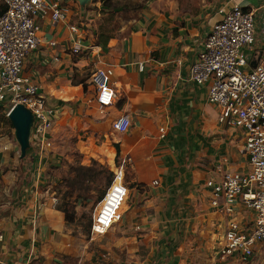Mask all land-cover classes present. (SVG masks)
Listing matches in <instances>:
<instances>
[{
	"label": "crops",
	"instance_id": "crops-1",
	"mask_svg": "<svg viewBox=\"0 0 264 264\" xmlns=\"http://www.w3.org/2000/svg\"><path fill=\"white\" fill-rule=\"evenodd\" d=\"M67 3L72 9L68 24H55L50 17L38 21L42 43L27 58L24 75L41 87L58 117L65 106L83 104L79 79L87 73L92 75L97 68L113 66L116 99L105 110L111 119L127 116L132 121L128 133L116 137L115 149L119 156L131 157L135 180L148 184L150 193L161 197L165 210H158L157 222L164 226L165 213L177 220V206L182 207L189 198L187 194L200 187H203V196L209 195L211 203V190L206 183L219 177L215 167L224 164L225 169L237 171L247 165L241 168L238 162L241 154L236 155L239 145L234 134L239 131L225 129L219 123L220 110L208 101L209 86L190 82V69L203 51L211 29L235 5L255 15L256 40L248 52L250 60L255 62L264 57V0H222L195 15L173 11L174 15L146 8L107 46L98 45L99 15L89 12L100 8L102 3L85 7L76 0H67ZM85 15L91 19L81 23ZM69 25L82 27V46L89 50L76 59L70 55L75 38ZM50 42H56L57 46L50 47ZM240 145L245 158L243 141ZM25 212L20 209V218ZM12 216L6 213L0 219V231H3L0 232V255L2 250L8 255L12 239H16ZM223 225L220 245L226 231L224 220ZM21 232L18 235L21 250L14 256L13 264L24 254L23 242L32 233L24 228ZM168 232V229L164 231L166 237ZM158 254L169 256L165 252ZM3 259L5 264H10L11 259Z\"/></svg>",
	"mask_w": 264,
	"mask_h": 264
},
{
	"label": "rangeland",
	"instance_id": "rangeland-1",
	"mask_svg": "<svg viewBox=\"0 0 264 264\" xmlns=\"http://www.w3.org/2000/svg\"><path fill=\"white\" fill-rule=\"evenodd\" d=\"M220 1L113 0V10L103 11L101 6L92 7L89 12L99 15L98 28L117 37L146 8L174 15L173 11L195 15ZM86 18L91 19L85 15L81 23H86ZM90 77L87 73L77 81L83 91H80L81 107L65 106L58 117L56 113L51 117L53 128L46 140L52 143L51 148L44 149L32 135L30 154L23 160L9 111L0 106V219L6 213L12 214L16 231L9 254L2 250L0 264H5L4 257L13 264L14 256L20 254L18 235L23 228L32 233L23 242L24 254L17 258L16 264H264V245L256 247L249 261L220 256L223 220L227 225L229 219L212 207L209 195L203 196V187L187 194L189 198H185L182 207L177 206V220L165 213L164 226L157 222L158 210H165L161 197L152 195L148 184L135 180L132 162L125 167L129 193L118 210L120 221L104 235L93 234L95 216L107 206L105 201L99 207L102 202L99 199L109 190V174H113L114 180L124 156H119L115 149L116 137L121 135L114 128L115 120L97 105L95 90L89 85ZM234 135L239 145L236 155L241 154L238 162L245 168L248 162L242 157L241 136ZM93 162L104 171L94 183H86L89 190L85 196L67 194L61 183L70 168L78 164L88 167ZM117 191H123L120 178L108 200L120 197ZM20 209L26 211L23 218L19 216ZM242 216L248 214L242 212ZM167 229L168 237L164 234ZM159 252L169 256L159 257Z\"/></svg>",
	"mask_w": 264,
	"mask_h": 264
},
{
	"label": "built area",
	"instance_id": "built-area-1",
	"mask_svg": "<svg viewBox=\"0 0 264 264\" xmlns=\"http://www.w3.org/2000/svg\"><path fill=\"white\" fill-rule=\"evenodd\" d=\"M91 3L101 4L102 0H91ZM71 12L67 0H0V106L8 114L18 104L31 110L35 117L33 140L44 149L52 145L46 140L53 128L54 112L41 87L23 72L27 58L42 43L38 21L50 17L55 24H68ZM69 28L75 38L70 55L76 59L89 50L82 46V27L69 25ZM255 40L254 13L235 5L211 29L189 74L190 82L209 86L208 101L218 106L219 123L225 129L239 131L243 141L247 168L231 171L224 164L217 165L215 171L219 177L206 183L212 192V207L229 219L219 254L223 259L243 262L252 258L258 245H264V57L253 66L254 59L250 60L248 52ZM49 46L56 47L57 43L50 42ZM113 76L111 65L97 68L91 75L89 85L95 90L101 111L115 103ZM131 126L127 116L117 118L114 123L118 134L128 133ZM128 162H132L131 157H124L117 168L119 174H115L99 204L100 207L107 201L105 209L95 216L94 235H104L121 219L118 210L123 197L129 193L125 184ZM119 178L123 191L117 193L121 196L108 200ZM242 212L248 217L242 216Z\"/></svg>",
	"mask_w": 264,
	"mask_h": 264
},
{
	"label": "trees",
	"instance_id": "trees-1",
	"mask_svg": "<svg viewBox=\"0 0 264 264\" xmlns=\"http://www.w3.org/2000/svg\"><path fill=\"white\" fill-rule=\"evenodd\" d=\"M102 10H113V0H102ZM114 38L112 35H108L100 28V36L98 38V45L107 46L108 42ZM30 150L28 151L29 154ZM96 162H93L91 166L85 167L81 164L74 165L70 168L69 173L63 179L61 186L65 187L68 191L67 194H77L81 198L85 196L86 191L89 190L86 183H94L97 178L103 172ZM110 179L107 183L108 187L111 185L113 180V174H109ZM105 193L99 199V202L103 200ZM59 210V209H58ZM60 211V210H59ZM64 212V211H63Z\"/></svg>",
	"mask_w": 264,
	"mask_h": 264
},
{
	"label": "water",
	"instance_id": "water-1",
	"mask_svg": "<svg viewBox=\"0 0 264 264\" xmlns=\"http://www.w3.org/2000/svg\"><path fill=\"white\" fill-rule=\"evenodd\" d=\"M81 6L85 7L91 3V0H76ZM257 61L253 63L256 67ZM11 121L14 131L15 138L20 146V158L23 160L26 158L28 151L31 149V137L32 129L35 122V117L31 110L22 104H18L8 115Z\"/></svg>",
	"mask_w": 264,
	"mask_h": 264
}]
</instances>
